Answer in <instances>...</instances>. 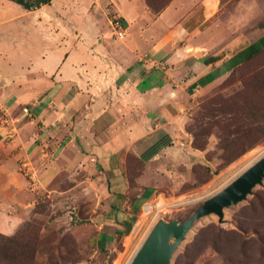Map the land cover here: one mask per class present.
Masks as SVG:
<instances>
[{
  "label": "crops",
  "instance_id": "obj_1",
  "mask_svg": "<svg viewBox=\"0 0 264 264\" xmlns=\"http://www.w3.org/2000/svg\"><path fill=\"white\" fill-rule=\"evenodd\" d=\"M97 3L84 10L99 19L95 40L33 44L1 66V234L27 218L36 190L77 175L100 208L96 247L130 234L157 194L184 183L183 166L201 163L185 145L195 100L246 61L238 57L264 49V34L229 33L221 0H171L160 13L147 0ZM112 19H121L123 40Z\"/></svg>",
  "mask_w": 264,
  "mask_h": 264
},
{
  "label": "rangeland",
  "instance_id": "obj_2",
  "mask_svg": "<svg viewBox=\"0 0 264 264\" xmlns=\"http://www.w3.org/2000/svg\"><path fill=\"white\" fill-rule=\"evenodd\" d=\"M221 3L220 17L233 36L245 34L250 41L264 34V0H221ZM89 4L94 13L97 0H51L33 10L0 0V70L3 62L7 63L6 57L13 59L27 54L33 44L42 49L67 39L79 44L82 37L86 41L87 37H93L99 19L85 18L84 10ZM84 29L85 36L81 34ZM252 56L246 53L236 61L243 62ZM256 76L264 77V53L195 100L188 112L185 145L199 154L201 163L191 171L184 165V183L177 190L157 194L147 204L153 213L139 232L133 233L144 208L130 234L118 238L107 249L96 247L93 240L100 224L97 221L100 208L94 189L82 183L77 175L74 182L61 178L53 189L36 190V202L11 237L36 245L32 264L129 263L160 220L183 223L241 171L253 152L264 150L260 127L264 113L251 116L252 108L264 109V79L258 80ZM3 79L0 76V85L7 83ZM0 264L10 263L0 258ZM172 264H264V179L246 200L224 210L222 222L216 215L198 220L176 250Z\"/></svg>",
  "mask_w": 264,
  "mask_h": 264
},
{
  "label": "water",
  "instance_id": "obj_3",
  "mask_svg": "<svg viewBox=\"0 0 264 264\" xmlns=\"http://www.w3.org/2000/svg\"><path fill=\"white\" fill-rule=\"evenodd\" d=\"M211 58L207 63H212ZM264 179V157L241 175L232 185L208 199L183 223L160 220L131 264H172L173 256L194 224L207 216L216 215L223 221L224 210L247 199Z\"/></svg>",
  "mask_w": 264,
  "mask_h": 264
},
{
  "label": "trees",
  "instance_id": "obj_4",
  "mask_svg": "<svg viewBox=\"0 0 264 264\" xmlns=\"http://www.w3.org/2000/svg\"><path fill=\"white\" fill-rule=\"evenodd\" d=\"M10 1L24 7L27 10H33L34 8H39L42 5H46L51 2V0H38L36 3H29V2H26L25 0H10ZM170 2L171 0H147L148 6L155 13H160L164 8L168 6ZM262 53H264V49L260 50L259 52L254 54L252 57L247 59L242 65L248 63L249 61L253 60L254 58H256ZM257 78L258 80L264 79V77L262 78L257 77ZM252 111H254L251 114L252 117L257 116L261 113H264V112H261V111H264V109L258 110L257 107L252 108ZM263 118H264V114L262 115V121H261L262 123L260 124V127L262 128L261 131L264 136V119ZM0 236H3L1 237V240H0V258H3L5 261H8V263L10 264L11 263L12 264H32L33 263V260H35V255L37 251L36 245L29 244L26 241H20V239H17L16 237H11L13 235L3 234ZM5 247H7V250H5Z\"/></svg>",
  "mask_w": 264,
  "mask_h": 264
},
{
  "label": "bare ground",
  "instance_id": "obj_5",
  "mask_svg": "<svg viewBox=\"0 0 264 264\" xmlns=\"http://www.w3.org/2000/svg\"><path fill=\"white\" fill-rule=\"evenodd\" d=\"M264 157V150H260V151H255V152H253L248 158H247V160H246V162H245V164L243 165V168L241 169V171L240 172H238V174L237 175H235L234 176V178L232 179V180H230L229 182H227L226 184L225 183H223V184H225L222 188H220L219 190H217L216 191V193H213L212 194V197H210L209 199H211V198H213V197H215L216 195H218L220 192H222L223 190H225L227 187H229L230 185H232L241 175H243L246 171H248L250 168H252L259 160H261L262 158ZM242 161H244V160H242ZM239 165V164H238ZM237 165V166H238ZM242 167V166H241ZM235 169H237V168H235ZM234 170V169H233ZM230 172V171H229ZM235 173V172H234ZM231 174V173H230ZM229 174V175H230ZM234 175V174H233ZM224 177V176H223ZM220 180V179H219ZM222 181V180H221ZM220 183V182H219ZM212 186V185H211ZM215 186H216V184H215ZM213 187V186H212ZM208 189H209V187H208ZM217 189V188H216ZM210 190V189H209ZM211 192V191H210ZM185 199V198H184ZM198 199H199V197H198ZM180 201V200H179ZM194 201V200H193ZM196 201V200H195ZM194 201V202H195ZM187 202V201H186ZM192 202V201H191ZM163 203V202H162ZM159 204V203H158ZM184 205V204H183ZM170 206V205H169ZM171 206H172V204H171ZM158 207H160V206H158ZM165 209V208H164ZM167 211V210H166ZM161 212H163L162 210H161ZM168 212V211H167ZM153 213V208H147V209H145L144 210V213L142 214V216L140 217V220H139V222H138V225L136 226V230H135V232L134 233H137V232H139L144 226H146V223H147V220H148V217L151 215ZM150 222V221H149ZM156 222V221H155ZM148 225V224H147ZM155 227V226H154ZM146 228V227H145ZM153 228V227H152ZM151 228V229H152ZM153 230V229H152ZM152 230L150 231V233L152 232ZM148 234H149V232H148ZM150 235V234H149ZM149 235H148V237H149ZM143 236V235H142ZM148 237H147V239H148ZM146 239V240H147ZM145 240V241H146ZM128 241H129V244L128 245H130V243H131V238H129L128 239ZM131 247H133V246H131ZM134 248V247H133ZM142 248V247H141ZM140 248V249H141ZM140 249H136V255H137V253L139 252V250ZM135 254V253H134ZM136 255H134V257H133V259L135 258V256ZM133 256V255H132ZM133 259L130 261V263L129 264H131L132 263V261H133Z\"/></svg>",
  "mask_w": 264,
  "mask_h": 264
},
{
  "label": "built area",
  "instance_id": "obj_6",
  "mask_svg": "<svg viewBox=\"0 0 264 264\" xmlns=\"http://www.w3.org/2000/svg\"><path fill=\"white\" fill-rule=\"evenodd\" d=\"M111 25H112L113 34H114L115 38H117L119 40H123L125 38V35H126V30L124 28V25H123L121 19H113V21H111ZM24 111L28 112L26 109ZM33 183L35 184L36 182L33 181ZM134 231H135V229H134ZM94 254L97 255L98 250H95ZM129 263L125 262L124 264H129Z\"/></svg>",
  "mask_w": 264,
  "mask_h": 264
}]
</instances>
